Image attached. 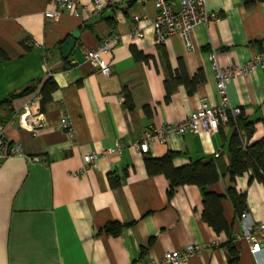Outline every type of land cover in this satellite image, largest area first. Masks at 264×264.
I'll return each instance as SVG.
<instances>
[{
  "label": "crops",
  "instance_id": "1",
  "mask_svg": "<svg viewBox=\"0 0 264 264\" xmlns=\"http://www.w3.org/2000/svg\"><path fill=\"white\" fill-rule=\"evenodd\" d=\"M113 1L99 21L91 22L95 16L89 8L79 18L62 12L47 19L48 0H0V49L8 58L0 62V103L33 82L52 78L56 84L43 110L40 101L30 109L41 120L35 133L14 114L41 84L13 101L10 116L7 106H0L6 141L22 149L0 163V264H134L187 245L200 247L188 264H228L227 236L203 221L200 189L180 185L169 196V180L147 174L144 159L167 153L174 155V168L198 160L215 165L219 178L208 189L223 196L222 214L237 264H264V245L253 255L247 241L237 237L243 223L228 197L230 189L243 195L242 211L264 223V182L254 179L251 170L230 180L228 143L235 126L220 123L212 134L172 133L165 143L150 144L146 154L133 147L144 132L186 119L200 101L219 105L209 56L214 51L223 66L243 65L264 51V0L251 6L246 0H206L218 21L194 27L189 52L177 36L154 45L149 29L157 15L153 2ZM170 3L178 9L176 0ZM134 16L141 18L143 39L132 35ZM74 31L78 45L64 58L60 47ZM111 34L120 37V44L103 56L111 67L105 78L85 52ZM133 50L143 58H135ZM181 64L188 77L202 72L204 79L192 95L178 84L166 100L169 70ZM227 94L230 105L240 109L238 116L254 123L244 147L262 140L264 69L233 77ZM64 115L69 130L59 124ZM89 154L97 155L96 164L82 171ZM111 224L121 226L118 234L111 233Z\"/></svg>",
  "mask_w": 264,
  "mask_h": 264
},
{
  "label": "built area",
  "instance_id": "2",
  "mask_svg": "<svg viewBox=\"0 0 264 264\" xmlns=\"http://www.w3.org/2000/svg\"><path fill=\"white\" fill-rule=\"evenodd\" d=\"M126 3L127 0H120ZM145 2H153L157 11L154 21L150 24L149 29L153 35L154 45L163 44L169 37L177 36L181 39L184 49L189 52L194 49L192 42V32L195 26L207 24L209 21H218V15L207 9L206 0H176L178 9H174L170 0H142ZM50 9L45 12L47 19H53L60 13L66 12L74 18H79L83 9H90L93 16L100 15L105 9L113 7L115 1L108 0H91L90 4L82 5L79 0H48ZM132 35L135 39H143L145 31L140 26L141 18L134 16ZM31 44V42L27 43ZM120 44L118 35H108L91 50L85 52L86 60L101 75L108 78L111 74V67L104 60L103 56L109 54L114 48ZM214 71L216 89L219 98V105L212 107L205 101H200L197 108L190 115L176 125H163L151 131L144 132L139 141L133 145L134 149L140 154L149 152V146L153 143L163 144L170 134L175 133L184 136L188 133L199 134L201 132L212 134L217 132L220 123H228L229 114L236 118L240 114L239 108H233L230 105L227 94V85L230 80L238 75L251 73L254 69H264V51L258 53L255 57L244 63L243 65H221L216 52H212L209 56ZM41 100L40 93H37L32 99L27 101L16 113L14 118L18 122L30 129L34 133L41 125L38 116H32L30 109L35 102ZM60 126L69 130L70 122L67 115L60 120ZM4 127L0 124V163L14 155H21L22 149L20 145H9L5 139ZM118 152L121 150L119 146ZM108 150L105 153H112ZM39 160V159H35ZM97 155L89 154L83 157V169L96 164ZM239 219L242 221V230L238 234V238H244L249 244V252L257 254L262 250L264 245V223L253 221L248 212L244 211L240 214ZM200 252L198 245H187L181 250L167 251L161 259H150L144 261L137 259L134 264H188L190 259Z\"/></svg>",
  "mask_w": 264,
  "mask_h": 264
},
{
  "label": "trees",
  "instance_id": "3",
  "mask_svg": "<svg viewBox=\"0 0 264 264\" xmlns=\"http://www.w3.org/2000/svg\"><path fill=\"white\" fill-rule=\"evenodd\" d=\"M256 0H246V5L251 6ZM107 23L111 25V20L107 19ZM28 51L29 48L24 45ZM135 58L141 59L140 55L133 50ZM6 55L0 49V62L7 61ZM202 72H197L192 78L188 77L182 64L177 70L171 72L169 70V78L165 81L166 100H169L173 90L178 84H182L187 88L188 94L192 95L199 83L203 81ZM40 83H31L23 90L9 95L0 106L5 105L9 109L8 115L13 112L12 103L14 100L28 95L35 91ZM56 89V84L52 78L44 80L40 86L39 93L41 95L40 106L41 110L51 100V94ZM127 107L132 108L130 98L127 99ZM147 109V108H145ZM147 111V110H146ZM228 123L235 126L234 133L232 134L228 143L229 155V176L233 181L236 176L242 175L247 170H251L253 178L264 182V138L256 143L244 147V141L248 140L254 130V123L242 120L240 116L234 120L229 117ZM172 153H167L160 158L146 157L144 159L145 168L149 176L163 175L169 182L168 195H172L174 189L180 185H195L197 186L202 195V219L207 223L217 234L223 233L227 236V246L230 254L228 264H237L238 254L235 247L232 245L231 230L223 218L221 200L222 195L209 191L208 187L218 181V173L215 165L212 162H205L198 160L190 162L188 165L181 168H174L172 166ZM228 197L232 200L236 211L243 212L244 196L238 195L234 189L228 191ZM113 234H118L121 226L111 224ZM110 231L109 227L105 228Z\"/></svg>",
  "mask_w": 264,
  "mask_h": 264
},
{
  "label": "water",
  "instance_id": "4",
  "mask_svg": "<svg viewBox=\"0 0 264 264\" xmlns=\"http://www.w3.org/2000/svg\"><path fill=\"white\" fill-rule=\"evenodd\" d=\"M99 20H100V15H97L92 19L91 22H95ZM78 37H79V32L74 31L70 34V38L62 43L60 50L64 58H67L74 49V47L78 45V43L76 42V39Z\"/></svg>",
  "mask_w": 264,
  "mask_h": 264
},
{
  "label": "rangeland",
  "instance_id": "5",
  "mask_svg": "<svg viewBox=\"0 0 264 264\" xmlns=\"http://www.w3.org/2000/svg\"><path fill=\"white\" fill-rule=\"evenodd\" d=\"M1 124V123H0ZM2 125V124H1Z\"/></svg>",
  "mask_w": 264,
  "mask_h": 264
}]
</instances>
